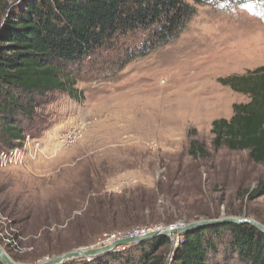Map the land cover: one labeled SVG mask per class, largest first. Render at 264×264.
Masks as SVG:
<instances>
[{
    "label": "rangeland",
    "instance_id": "rangeland-1",
    "mask_svg": "<svg viewBox=\"0 0 264 264\" xmlns=\"http://www.w3.org/2000/svg\"><path fill=\"white\" fill-rule=\"evenodd\" d=\"M196 10L176 41L113 80L98 77L103 61L82 70L81 100L50 95L26 145L0 150V246L13 261L36 264L110 237L200 220L264 225V198L250 197L264 165L248 152L214 151L211 133L215 120L249 102L219 80L264 67V7ZM192 140L207 146L208 159L190 156Z\"/></svg>",
    "mask_w": 264,
    "mask_h": 264
},
{
    "label": "trees",
    "instance_id": "trees-1",
    "mask_svg": "<svg viewBox=\"0 0 264 264\" xmlns=\"http://www.w3.org/2000/svg\"><path fill=\"white\" fill-rule=\"evenodd\" d=\"M247 3L264 7V0H0V15H6L0 24V150L21 148L33 135L50 95L81 100L77 86L88 66L103 61L98 77L113 80L131 63L176 41L198 6ZM219 81L249 102L235 104L230 119L212 123L213 150L248 152L254 164L264 165V67ZM189 154L209 158L198 140H192ZM250 197L264 198V180ZM170 248V238L162 236L91 263L67 264H220V256L223 264H264V234L249 224L191 231L172 261Z\"/></svg>",
    "mask_w": 264,
    "mask_h": 264
},
{
    "label": "water",
    "instance_id": "water-1",
    "mask_svg": "<svg viewBox=\"0 0 264 264\" xmlns=\"http://www.w3.org/2000/svg\"><path fill=\"white\" fill-rule=\"evenodd\" d=\"M228 223L238 224V225L249 224L255 229H257L259 232L264 234V225L256 221L245 219V218L241 219V218H234V217H221L219 219H213V220L195 221V222L187 223V224H184L178 227H169L165 229L154 230L152 232H147L146 234H143L141 236L139 235V236L128 237L125 239L124 238L119 239L107 245L80 248L77 250L67 252L55 258L38 262L36 264H65L67 262L76 261L80 259L99 258L103 255L111 253L112 251H115L116 249H119L120 247H128L134 244H139L147 239H151L156 236H166L170 238L171 252H170V255L168 256V259L170 260L176 239L178 240V238L190 233L191 231L197 230L202 227L220 225V224H228ZM0 262L2 264H24V263H18V262L13 261L6 254V252L1 248V246H0Z\"/></svg>",
    "mask_w": 264,
    "mask_h": 264
},
{
    "label": "built area",
    "instance_id": "built-area-1",
    "mask_svg": "<svg viewBox=\"0 0 264 264\" xmlns=\"http://www.w3.org/2000/svg\"><path fill=\"white\" fill-rule=\"evenodd\" d=\"M73 135H75L74 133H69V136H65L61 141L63 142V143H65L66 141L68 142V137H69V139H72V136ZM27 143V142H26ZM26 143L24 142V144L22 145V147L20 148V149H22L25 145H26ZM17 149H19V148H17ZM14 150V149H13ZM10 151H12V150H9V152ZM147 232H149V230L148 231H145V232H143V233H141V231H137V232H135V234L134 235H127V236H122V235H119L118 237L117 236H114V237H110L109 239H108V241L107 242H114V241H117V240H119V239H123V238H128V237H132V236H141L142 234H145V233H147ZM104 244V243H103ZM108 244H111V243H108Z\"/></svg>",
    "mask_w": 264,
    "mask_h": 264
},
{
    "label": "bare ground",
    "instance_id": "bare-ground-1",
    "mask_svg": "<svg viewBox=\"0 0 264 264\" xmlns=\"http://www.w3.org/2000/svg\"><path fill=\"white\" fill-rule=\"evenodd\" d=\"M149 232H151V231H149ZM146 234V233H145Z\"/></svg>",
    "mask_w": 264,
    "mask_h": 264
}]
</instances>
